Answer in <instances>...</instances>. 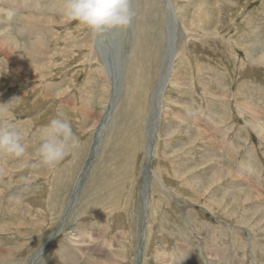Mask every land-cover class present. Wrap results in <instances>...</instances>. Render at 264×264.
<instances>
[{
	"label": "rangeland",
	"instance_id": "1",
	"mask_svg": "<svg viewBox=\"0 0 264 264\" xmlns=\"http://www.w3.org/2000/svg\"><path fill=\"white\" fill-rule=\"evenodd\" d=\"M170 1L177 56L144 180L166 0H131V25L102 33L62 18L60 0H0L15 11L0 15V104L25 159L52 118L80 140L26 171L21 205L7 201L20 161L0 156V264H264V0Z\"/></svg>",
	"mask_w": 264,
	"mask_h": 264
},
{
	"label": "clouds",
	"instance_id": "2",
	"mask_svg": "<svg viewBox=\"0 0 264 264\" xmlns=\"http://www.w3.org/2000/svg\"><path fill=\"white\" fill-rule=\"evenodd\" d=\"M58 11L62 18L76 21L93 33L126 29L135 17L131 0H60ZM0 15L11 21L15 11L0 7ZM9 112L10 103L0 104V156L20 161L16 169L20 182L13 186L15 191L10 190L7 201L12 205H21L33 191L32 180L25 174L26 171L41 166H56L79 150L80 140L68 120L52 118L42 129L40 143L32 157L25 159V132L16 125Z\"/></svg>",
	"mask_w": 264,
	"mask_h": 264
},
{
	"label": "bare ground",
	"instance_id": "3",
	"mask_svg": "<svg viewBox=\"0 0 264 264\" xmlns=\"http://www.w3.org/2000/svg\"><path fill=\"white\" fill-rule=\"evenodd\" d=\"M165 1V0H164ZM166 5V9H167V21H166V27L168 29V33H167V42H166V48H165V58L162 59V65H161V70H160V74L158 76L157 79V84H156V88L154 93L151 96V111L149 112V117H152L153 121L152 124L150 126V122L147 126V133L145 136L146 140H145V157H146V163L143 169V173L144 176L143 178L149 179V177L151 176V158L153 156V151H154V146H155V136H156V132L159 128L160 125V120H161V112H162V98H163V94H164V90L166 89V85L168 84V80H169V76H170V72L172 70V66H173V61L175 59V56H177L176 54V42L174 44V48H173V36H172V29L174 27L175 21L177 19L176 17V13H174L173 9L171 12H169V7H173L171 4L170 0H166L165 2ZM176 12V11H175ZM144 34V33H143ZM142 48V47H141ZM137 50V49H136ZM141 56V55H140ZM144 56V55H143ZM136 62V61H135ZM142 62V61H141ZM120 64V63H119ZM144 64V63H142ZM128 65V64H127ZM147 66V65H146ZM141 68V67H139ZM149 68V67H148ZM134 69V68H133ZM127 70V68H126ZM140 70V69H138ZM141 71V70H140ZM143 71V70H142ZM110 72V71H109ZM133 72V71H132ZM135 72V71H134ZM146 72V71H145ZM130 73V72H129ZM135 74V73H134ZM129 76V75H128ZM118 77V76H117ZM138 78V77H137ZM136 78V79H137ZM140 78V77H139ZM135 79V80H136ZM134 79H132L133 82ZM138 82V81H137ZM130 84V83H129ZM140 84V83H138ZM132 85V84H131ZM94 89V88H93ZM137 91V90H136ZM133 92V91H132ZM136 93V92H134ZM131 94V93H130ZM129 95V94H127ZM139 101V100H138ZM125 102V100L123 101ZM126 103V102H125ZM130 104V103H129ZM135 104V103H134ZM126 105V104H125ZM128 105V104H127ZM112 105H110L111 107ZM109 107V108H110ZM109 110V109H108ZM135 110V109H134ZM108 112V111H107ZM104 116L102 117V123H98L99 127L97 129H95V135L98 136L100 129L102 128V124L104 123V121L108 118V113L103 112ZM102 114V115H103ZM126 115V114H125ZM144 116V115H143ZM132 117V116H131ZM150 120V119H149ZM150 126V127H149ZM95 149V146L92 148V150ZM93 153V151H92ZM87 165H89V162L85 163V165L83 166L81 172L79 173L78 177H77V182H76V186L74 189V196L75 194H77V190L79 189V184L82 181V179L84 178V175L86 174V170H87ZM150 186V184H148V182H144L143 185V196H146L147 194V190L148 187ZM247 198V197H246ZM76 199V198H75ZM247 200V199H246ZM54 202V199L52 200ZM249 201V200H248ZM247 201V202H248ZM147 203V202H146ZM146 207V204H144V208ZM145 211V210H143ZM145 213V212H144ZM147 213V212H146ZM112 222V221H111ZM63 223V222H62ZM111 224V223H110ZM6 225V224H5ZM256 225V224H255ZM259 225V224H258ZM12 226V225H11ZM58 228V227H57ZM59 228L58 230H56L55 232H52L48 239L46 240L45 244L43 245V247L37 251L35 257L33 258V261L36 262L39 259V256L41 255V253L45 250V248H47L49 246V244L51 243V241L54 239V237L58 234ZM224 249V248H223ZM83 250V249H82ZM239 257V256H238ZM221 259V258H220Z\"/></svg>",
	"mask_w": 264,
	"mask_h": 264
}]
</instances>
